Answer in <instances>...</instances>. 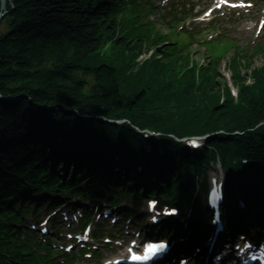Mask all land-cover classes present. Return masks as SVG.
Segmentation results:
<instances>
[{
  "label": "trees",
  "instance_id": "trees-1",
  "mask_svg": "<svg viewBox=\"0 0 264 264\" xmlns=\"http://www.w3.org/2000/svg\"><path fill=\"white\" fill-rule=\"evenodd\" d=\"M112 1L11 0L10 33L0 36V96L21 99L5 102L0 98V177H25L20 174L23 166L27 169L33 168V161H55L54 153L61 150L97 151L105 145L117 156L113 157L115 163L128 153L130 160L143 154L159 165L158 152L171 150L174 155L168 143L154 146L132 134L119 136L117 126L98 119L90 122V132H77L74 122L80 120H76V112L108 119L123 117L134 125L154 126L177 137L230 131L250 117L257 122L256 116H264V65L252 71L257 82L247 89L242 71L252 67L251 60L237 56L230 64L232 82L243 89V101L251 106V113L233 109L229 100L220 104L221 97L229 93L219 64L203 69L199 81L194 71L181 75L191 56L170 47L157 49L165 37L139 18L130 22L118 15L113 6L105 5ZM108 42L111 50L102 54ZM150 51V58L136 68V56ZM252 90L258 94L253 95ZM41 123L63 128L62 137L50 135L57 143L37 134L29 141L21 140L20 133L26 130L44 133L39 129ZM0 186L2 194L8 186L1 179ZM20 252L0 232V255L12 257Z\"/></svg>",
  "mask_w": 264,
  "mask_h": 264
},
{
  "label": "bare ground",
  "instance_id": "bare-ground-1",
  "mask_svg": "<svg viewBox=\"0 0 264 264\" xmlns=\"http://www.w3.org/2000/svg\"><path fill=\"white\" fill-rule=\"evenodd\" d=\"M33 133V134H32ZM35 134H38V132H29V131H24V132H22V133H20V138H21V140H27V141H29L30 139H33L34 138V136H32V135H35ZM17 141V140H16ZM23 144V141H21V143L19 144V145H22ZM11 154V153H10ZM12 156V155H11ZM32 170H33V168H25L24 166H23V168H22V172L20 173L21 175H24V174H27V173H29V172H32ZM0 179H1V182H2V184L3 185H5V186H10V185H12L13 183H16L17 182V180L18 179H15V178H13V177H6V178H3V177H0ZM1 187V186H0ZM8 187H6V188H8ZM15 189H16V187H15ZM4 193V192H3ZM11 193H9V194H7V195H10Z\"/></svg>",
  "mask_w": 264,
  "mask_h": 264
},
{
  "label": "snow or ice",
  "instance_id": "snow-or-ice-1",
  "mask_svg": "<svg viewBox=\"0 0 264 264\" xmlns=\"http://www.w3.org/2000/svg\"><path fill=\"white\" fill-rule=\"evenodd\" d=\"M152 208H155V203H153L152 205H150ZM169 215H171L172 213H168ZM154 218V217H153ZM165 247V245H163V244H158V245H148L147 246V248H148V250L150 251V252H155V251H158V250H160V249H162V248H164ZM244 247H251V245H249V244H244V246L243 247H241V249H240V251H241V253L243 252V250H244ZM261 255L262 256H264V252H261ZM136 259H140L141 257H135ZM252 259H256V257L255 256H253L252 257ZM245 264H246V262H245Z\"/></svg>",
  "mask_w": 264,
  "mask_h": 264
},
{
  "label": "rangeland",
  "instance_id": "rangeland-1",
  "mask_svg": "<svg viewBox=\"0 0 264 264\" xmlns=\"http://www.w3.org/2000/svg\"><path fill=\"white\" fill-rule=\"evenodd\" d=\"M3 31V33H6L8 32L9 28L7 27L6 23H4L2 26H1V29ZM195 60H199V61H203V56L202 55H195L194 56ZM264 62V58L263 57H259V59H257L255 61V64L257 65H260ZM225 76L228 77V74L225 73Z\"/></svg>",
  "mask_w": 264,
  "mask_h": 264
},
{
  "label": "water",
  "instance_id": "water-1",
  "mask_svg": "<svg viewBox=\"0 0 264 264\" xmlns=\"http://www.w3.org/2000/svg\"><path fill=\"white\" fill-rule=\"evenodd\" d=\"M5 3L6 0H2V6H1V13L5 10ZM4 16L2 14H0V20L3 18Z\"/></svg>",
  "mask_w": 264,
  "mask_h": 264
}]
</instances>
